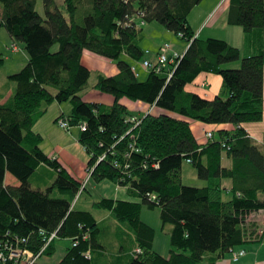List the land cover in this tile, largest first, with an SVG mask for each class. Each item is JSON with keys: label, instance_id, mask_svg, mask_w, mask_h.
<instances>
[{"label": "trees", "instance_id": "trees-1", "mask_svg": "<svg viewBox=\"0 0 264 264\" xmlns=\"http://www.w3.org/2000/svg\"><path fill=\"white\" fill-rule=\"evenodd\" d=\"M200 1L42 0V16L37 0H0V26L28 54L26 65L9 76L15 86L0 103V239L9 232L39 251L56 230L35 264L55 253L58 237L70 244L56 264H214L235 246L260 240L262 226H247L252 224L247 218L264 211V147L240 125L263 118L264 0H227V23L244 32L241 49L220 38L195 37L187 16ZM136 12L142 17L125 25L126 16ZM153 21L182 34L179 38L188 46L170 75L167 68L149 72L141 81L122 57L141 58V33ZM84 51L115 60L118 72L99 74L92 85L111 94L113 104L82 100L91 75L81 60ZM238 59L239 68L222 67ZM209 72L222 77L218 94L208 99L186 90L200 73ZM124 98L153 110L137 115L140 123L135 126L129 121L132 112L120 101ZM64 101L73 103L71 114H61L55 122L63 118L69 129L78 127L90 178L125 187L127 197L139 201H94L95 209L110 212L102 220L90 210L75 208L84 184L48 157L39 147L41 135L33 129L50 103ZM191 119L232 127L218 128L200 144ZM224 155L230 166L222 165ZM184 160L204 186L182 183ZM41 163L56 172L44 190L33 188L29 180ZM7 173L17 186L5 183ZM225 179L231 182L226 199L221 183ZM142 205L159 207L163 224L171 225L168 256L154 249L155 229L140 217Z\"/></svg>", "mask_w": 264, "mask_h": 264}, {"label": "crops", "instance_id": "crops-1", "mask_svg": "<svg viewBox=\"0 0 264 264\" xmlns=\"http://www.w3.org/2000/svg\"><path fill=\"white\" fill-rule=\"evenodd\" d=\"M227 8H228L227 0H202L190 10V13L187 16V22L190 24V27L193 33H195V37L198 36L202 39H208V37L216 38V39L220 38V39L225 40L229 44H232L233 46L241 49L244 44L243 42L244 32L242 31L241 26L230 25L227 23L226 21ZM180 40H181L180 43L176 44V46H174L173 49L183 54L185 50L187 49L188 43L186 44V42L183 39H180ZM160 44L162 43L159 42V43L153 44L151 45L150 48H147V47L142 48L140 44L139 46L143 49V54L144 52H146V55L150 59H154L155 54ZM11 51L16 54L21 52L19 50V46L16 44L12 46ZM85 52L87 51H84V53ZM17 55L18 56H15V58L13 59V61H16L14 67L21 69L23 66L26 65L27 59H25L24 56H21L20 54H17ZM0 57L3 58V63L5 62L6 58H9L7 56L6 57L3 56L2 54ZM131 66H132L131 67L132 70L135 73L136 78L141 81H144L149 72L146 69L144 70V68L141 67V64H138V63L137 65L131 64ZM104 68L106 69V72H107V74L105 75H113L114 73L118 72V69L113 64V62H111V60L106 63L104 62ZM19 69H16V71H18ZM14 73L16 72H12V70H7L4 73L5 74L4 76L0 74V103H4L6 99L10 96V94L12 93V90L14 89L15 84L9 78V76ZM263 73H264V68H263ZM185 87L187 91H192L198 94L199 96L211 99L214 95L218 94L221 91L222 77L221 75H217L211 72L200 73L199 76L194 81L189 82ZM97 94H102V93L101 92L96 93L95 98H92V100H85V101L91 102V103L96 102L100 104L104 103L106 105H111L103 101V100H108V98L104 99L103 98L104 96L102 97V95H99V98H96L98 97ZM262 95H263V105H264V74H263ZM120 101L124 105L127 106V109L131 111L133 115H139V116L144 115L147 113L146 110L149 109L148 105H145L142 102H136V101L132 102L126 98L120 99ZM72 106L73 104L71 103L69 112L66 113V106H63L62 103L60 104L57 102L50 103L47 112L44 114V116L39 118V120L34 124L33 129L35 132L41 135L42 141L39 147L42 148V150L48 155V157L56 158L60 166L66 169V167L64 166V159L62 157V154L63 156L65 155L67 159L69 156L71 157L72 161L73 159L75 160L76 162L75 167H77L78 171H80L82 170V168L84 169V166L86 165V160H88V157L86 156L87 153L85 151L84 146L81 147L78 141V137H79L78 127L72 126V128L68 130L67 133L62 132L63 134H61V128L58 125H56V122H55L56 119L61 116V114H64L65 116H69L71 114ZM150 110H153V108L150 107ZM262 116L263 118L260 121L245 122L244 124L240 125L242 128L246 129L250 138H252L254 143L257 144L260 148L264 147V111H263ZM204 124L203 122L202 124H197V130L201 133H199L198 138L196 136L195 137H196V140L200 144L205 143L207 141L208 132L214 133L215 129L232 127L231 124L222 123L211 129L210 127ZM191 129H192V125H191ZM61 135H64V137H62ZM194 135H195V132H194ZM66 137H67V141L69 142L68 144H66V142H64L63 140ZM46 140H48L50 143L52 142L51 149H47V147H45ZM62 141H63V145H62ZM221 161H222L223 166H230L231 164V161H229L228 157H226L225 155L222 157ZM43 167H45L46 169ZM67 168L70 171L68 173L71 175V177L76 178L78 181L79 179H81L78 176H76L77 174L74 168L72 167H67ZM41 169H45L46 173L50 170V172H48V173H51L48 176L49 178L46 177V179H44L43 176L42 177L40 176V173H38V171ZM68 169L66 170L68 171ZM9 174L10 173H7L5 176V179H4L5 183L7 185L11 184V185L17 186L19 182L16 181V179L11 174L10 175ZM78 174L83 175V173H79V172ZM55 176H56V172L53 168H50L47 165L41 163L40 165L37 166L35 172L31 175L29 180L33 188L44 190L45 188H47L53 183ZM110 183H112V185L109 187L113 191V195H111L112 197L108 196V198H113V199L123 198V197L118 196V192L119 190H122L126 194V188L117 186L113 182H110ZM221 183H222L223 193H224L223 197L225 199L229 198L231 196L230 195L231 193L229 191L231 187V182L229 181V179H225V180H222ZM204 184H206L205 181H204ZM78 198L76 199L75 205L78 202ZM92 207H93V203H92ZM80 210H83V209H80ZM109 214L110 212L108 214H105L102 218L97 219V220L105 219L109 216ZM159 218H160V215H159ZM259 225L262 226L261 220L259 221ZM233 249L236 252H238L240 249H244L245 253L239 256V259L234 260L232 258L231 251H228L224 255L218 257V259L215 261L214 264H264V229H263V233L261 234V238L259 241L249 240L243 244H239V246H235Z\"/></svg>", "mask_w": 264, "mask_h": 264}, {"label": "rangeland", "instance_id": "rangeland-1", "mask_svg": "<svg viewBox=\"0 0 264 264\" xmlns=\"http://www.w3.org/2000/svg\"><path fill=\"white\" fill-rule=\"evenodd\" d=\"M36 8L37 10L41 13L42 16H44V7H43V3L42 0H37L36 2ZM1 10V9H0ZM145 25V24H144ZM141 43L140 46H142V48L147 47L150 48L151 45L156 44V43H168L169 45H171V47L173 48L174 46H176V44L180 43V39L179 36L177 34L172 33L171 31L167 30L165 27H163L161 24H158L156 21L147 23L144 26V29L141 33ZM14 44L19 46V50L21 51L20 54L21 56H24L25 59H28V54L27 52L24 50L23 44L20 41H17L16 39H12L8 33L7 30H5L4 27L0 26V53L3 56H7L9 58H6L5 60V64L3 66H0V74H2L3 76L5 75L4 73L7 70H12V72H16V69L19 68H15V63L16 61H13V59L15 58V56H18L16 53H13L11 51L12 46H14ZM161 45V44H160ZM57 49V45L52 46L51 50L55 51ZM0 54V56H1ZM84 55L82 56L81 60L82 62L89 68V70H91V75L89 78V83H88V87L85 88L83 91H81V98L82 100H92V98H95V94L99 93L98 91H94L92 88V85L96 82V78L97 75L99 74H107L106 69L104 68V62H109L110 60L104 58L103 56H99L93 53H89V52H85L83 53ZM156 57V56H155ZM18 58V57H17ZM122 58H127V60L130 61L131 64H141V62L144 61V59H150L147 55L146 52H144V54L141 56V58L139 60H133L131 61L128 57L124 56ZM17 60V59H16ZM105 60V61H104ZM152 61L155 60L154 59H150ZM26 61V60H25ZM111 62H113V64L115 65L116 62L115 60H112ZM241 59L238 60H234V61H230L229 63H223L222 67L223 68H239L241 66ZM11 72V71H10ZM2 77V76H1ZM142 79V78H141ZM99 98V95H102V97L104 99L108 98V100H103L105 103L108 104H112L113 101V96L109 93H105L103 92L102 94H97ZM96 100V99H95ZM63 104V106H66V113L69 112V108L71 107V102L70 101H64V102H60ZM73 104V103H72ZM155 112H160V110L158 108L154 109ZM170 114H175L170 112ZM191 125H192V129L195 132V136L198 138L199 132L197 130V124H202V122H199L198 120H194L191 119ZM204 124V123H203ZM57 125V124H56ZM207 125L208 127H210L211 129L219 124H204ZM59 126V125H58ZM60 127V126H59ZM61 128V134H63L62 132L67 133L68 129H65L63 127ZM215 129V128H214ZM70 130V129H69ZM217 130V129H215ZM62 137H64V135H61ZM64 142H66V144H68L69 142L67 141V137L63 139ZM62 145H63V141H62ZM45 147H47V149H51L52 148V142L50 143L48 140H46L45 142ZM82 147V146H81ZM86 156L89 159L88 154H86ZM62 157L64 159V166L66 167V169H68L67 167H72L75 169L76 171V176H78L79 181L84 184L85 186V190L80 193L78 192L77 196L75 199H77L78 197V202L75 205V208L77 209H83V210H90L94 217L96 219H100L102 218L105 214H108L109 211L104 210V209H95L92 207V203L94 201L99 200L100 198H105V197H112L111 195H113V191L110 189L109 186L112 185V183H110L111 181H101V182H94L92 178H90L89 176V171H88V167H87V161L86 160V165L84 166V169L82 168V170L78 171L77 167H75V160L71 159V157L68 156V159L66 158V156L62 154ZM182 165V169H181V174H182V183L189 185V186H203L204 185V180L200 179L197 175V173L195 172V169L193 167V165H191L190 163H187L186 160H184ZM74 166V167H73ZM45 168V167H43ZM46 169V168H45ZM45 169H41L38 171V173H40V176L44 179L49 178V174L50 170L46 173ZM48 170V169H47ZM68 172L69 169H68ZM79 173H83V175H79ZM10 175V174H9ZM86 184V185H85ZM55 194L58 195L59 193L55 190ZM81 194V195H80ZM118 196L119 197H125V198H130L136 201H139L140 199L137 197H133V196H129L127 197L125 192L122 190H119L118 192ZM262 199H264V196H261ZM264 213L259 212L258 216H252L249 215L247 220L248 223L252 222V224H248L247 226L251 227L252 225L256 224L258 227V223L261 220L262 216ZM160 215V209L159 207L156 208H151L149 209L148 207H146L145 205L141 206V213H140V217L147 222L151 227H153L155 229V243H154V249L156 251H158L161 255L163 256H168L169 255V248H170V239H169V234L171 231V225L168 223H164L162 222L161 218H159ZM248 227V228H249ZM69 239H63V238H56L55 239V246H56V251L54 254H52V256L49 255H45L42 256L39 259L40 264H56V262L63 256V252L66 249V246H68L69 243Z\"/></svg>", "mask_w": 264, "mask_h": 264}, {"label": "built area", "instance_id": "built-area-1", "mask_svg": "<svg viewBox=\"0 0 264 264\" xmlns=\"http://www.w3.org/2000/svg\"><path fill=\"white\" fill-rule=\"evenodd\" d=\"M142 13L136 12L135 15L126 16L125 25H130L134 19H140L142 17ZM143 24V22H140ZM182 37V34L178 35ZM155 60L152 61L150 59H144L141 63V67L146 69L148 72H160L166 68H169V75L171 74L173 68H175L179 59L183 56L182 53L175 51L171 45L168 43H163L159 46L156 54ZM152 108V106H151ZM147 112L150 111V108L146 110ZM129 121L132 122L135 126L140 123V118L137 115H132L129 118ZM57 124L60 127L65 129H69L70 125H68L67 120L61 118L57 121ZM81 130L85 129V124H81ZM212 136L211 132L207 133V137L210 138ZM128 155V153H127ZM105 156H101L99 160L103 159ZM189 161V160H187ZM116 165V164H115ZM89 170V169H88ZM152 200H156L155 195H150ZM259 212L264 213L263 210H259L257 212H252L250 215L258 216ZM262 227L258 230V235L263 233L264 229V214L261 218ZM43 233V232H42ZM56 230L53 234H51L47 239H45L44 246L39 251H33L26 245L27 240L26 238H21L18 235L12 234L10 235L9 232L5 233V237L0 239V264H35L37 259L39 258V254L45 249L48 245V242L55 236ZM86 236H83L85 238ZM73 245H77V240L73 242ZM138 251V250H137ZM232 254V258L234 260L239 259V256L245 253L244 249H240L238 252L234 250H230ZM86 257L90 256L89 251L86 252Z\"/></svg>", "mask_w": 264, "mask_h": 264}, {"label": "bare ground", "instance_id": "bare-ground-1", "mask_svg": "<svg viewBox=\"0 0 264 264\" xmlns=\"http://www.w3.org/2000/svg\"><path fill=\"white\" fill-rule=\"evenodd\" d=\"M142 50H143V49H142ZM142 50H141V51H142ZM142 52H143V51H142ZM141 63H142V62H141ZM166 69H167V68H166ZM173 69H174V68H173ZM164 70H165V69H164ZM164 70H162V71H164ZM157 73H159V72H157ZM148 108H150V106H148ZM147 114H148V113H147ZM188 162H189V161H188ZM188 162H187V163H188ZM53 233H54V232H53ZM53 233H52V234H53ZM55 235H56V234H55ZM54 237H55V236H54ZM54 237H53V238H54Z\"/></svg>", "mask_w": 264, "mask_h": 264}]
</instances>
